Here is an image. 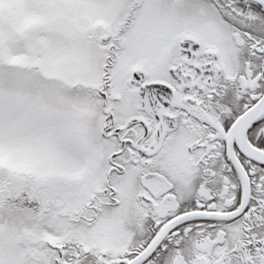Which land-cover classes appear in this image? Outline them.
Masks as SVG:
<instances>
[{
  "label": "snow or ice",
  "instance_id": "1",
  "mask_svg": "<svg viewBox=\"0 0 264 264\" xmlns=\"http://www.w3.org/2000/svg\"><path fill=\"white\" fill-rule=\"evenodd\" d=\"M0 264H264V0H0Z\"/></svg>",
  "mask_w": 264,
  "mask_h": 264
}]
</instances>
